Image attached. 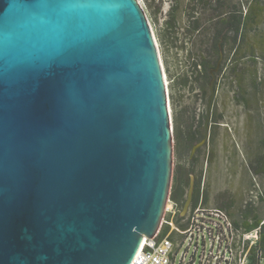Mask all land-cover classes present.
<instances>
[{"label":"water","instance_id":"water-1","mask_svg":"<svg viewBox=\"0 0 264 264\" xmlns=\"http://www.w3.org/2000/svg\"><path fill=\"white\" fill-rule=\"evenodd\" d=\"M173 163L138 0H0V264H131L161 227Z\"/></svg>","mask_w":264,"mask_h":264},{"label":"rangeland","instance_id":"rangeland-1","mask_svg":"<svg viewBox=\"0 0 264 264\" xmlns=\"http://www.w3.org/2000/svg\"><path fill=\"white\" fill-rule=\"evenodd\" d=\"M142 2L155 30L169 84L175 157L170 194L181 190L188 192L194 177L196 200L201 196L208 204L207 208L222 210L233 225L240 228L235 226L239 245L233 264H250V255L251 264H256L253 247L259 244L260 231L245 228L246 222L254 224L264 220V174L256 175L251 170L252 164L264 158V0ZM220 3L221 10L217 7ZM221 15V20L236 16L241 23L251 18L238 48L245 56L239 65L243 87L229 86L226 75L221 78L223 82L217 94V122L220 125L211 144L191 157L193 144L188 136L193 132L203 134L207 118L205 94L199 101V88L184 90L176 81L182 75L191 76L197 69V62L209 60L211 36L203 35L210 26H219L217 19ZM198 21L199 31L194 30ZM228 36L232 38V35ZM226 50L228 72L232 62ZM179 205L182 212L183 206ZM181 219L180 215L176 218L177 225L186 224ZM174 238L180 240L183 237L175 234ZM260 256H264V250L259 252ZM258 264H264V259Z\"/></svg>","mask_w":264,"mask_h":264},{"label":"built area","instance_id":"built-area-1","mask_svg":"<svg viewBox=\"0 0 264 264\" xmlns=\"http://www.w3.org/2000/svg\"><path fill=\"white\" fill-rule=\"evenodd\" d=\"M168 205L159 231L144 239L131 264H233L239 245L237 230L222 210L207 208L201 199L184 218L185 227H180L176 223L180 205L171 194ZM175 234L183 238L175 239Z\"/></svg>","mask_w":264,"mask_h":264},{"label":"trees","instance_id":"trees-1","mask_svg":"<svg viewBox=\"0 0 264 264\" xmlns=\"http://www.w3.org/2000/svg\"><path fill=\"white\" fill-rule=\"evenodd\" d=\"M195 1L199 2V1H206V0H195ZM217 7L221 10L222 9L221 3L218 4ZM222 17H223V15L219 16L217 19L219 21V22L217 21L219 26H210L209 29H207L203 35L205 37L207 35L211 36L210 44H209V53L211 55L209 57V60H207L206 62H204V61L197 62V65H196L197 69L192 72L191 76H188V74L180 76V77H183L184 82L186 83V84H184L185 86H187V87L189 86L190 89H192V91H194V89L197 87L201 91H203L205 96L209 95V81H210V76H211L210 75L211 70L214 68V66L216 65L217 61L219 60V58L221 56H224L225 57V63L227 62V59H226L227 50L226 49H228V51L231 55L230 61L232 62L231 66L228 69V73L226 75L227 84L229 86H232L233 84H235V85H240L241 87H243V84H242L243 76L239 72V65L245 56H242L240 54V51L238 50V48L240 47V39L242 37L243 30L246 27V24L249 23L251 18L250 17L246 18L241 23V22H238V19L236 16H233L232 18L230 17L228 20H221ZM196 23L198 25L194 27V30L200 28V26H199L200 21H198ZM232 24L234 26H232ZM211 30H213L212 34H211ZM198 31H199V29H198ZM228 35H230V36L232 35V38H230ZM253 58L256 59L255 56ZM203 81H205V82H203ZM204 129H205V127H204ZM203 135H204V131H203V134L200 133L199 135H196L195 132H193V133H190V135L188 136V140H190V142L194 146L195 144H197L198 142L201 141V139L203 138ZM201 150L202 149H200L198 151V153ZM251 170L256 175H263L264 174V158L260 159V161H258V163L252 164ZM198 190H199V188H198ZM187 193L188 192H186L185 190H181V191H179V193L178 192H172L171 198L174 201H177L178 203H180L184 207V204L187 200V199L185 200V196H187ZM200 197L196 200V196H195V198L193 200L192 208L198 206L200 200L203 199ZM203 204L205 206L208 205L205 203L204 199H203ZM181 220L183 221L184 218H182ZM246 225H247V227L245 229L247 231L248 230L253 231L255 229H259V231H260L259 244L258 245L256 244L255 247H253L256 250L255 251L256 252V258H257L256 264H258L260 259H264V256L259 257V252H262V250H264V220L256 221L254 224H249V222H246ZM179 226L185 227V224H182ZM235 226H236V224H235ZM236 228H239V227L236 226ZM257 252H258V254H257ZM252 261H253L252 255H250V264L252 263Z\"/></svg>","mask_w":264,"mask_h":264},{"label":"flooded vegetation","instance_id":"flooded-vegetation-1","mask_svg":"<svg viewBox=\"0 0 264 264\" xmlns=\"http://www.w3.org/2000/svg\"><path fill=\"white\" fill-rule=\"evenodd\" d=\"M222 60L221 62V65L219 67V69L217 71H215L217 68H218V65H219V62ZM226 68L225 67V57L224 56H221L219 58V60L217 61L216 65L214 66V68L211 70L210 72V81H209V95L208 96H204V99L205 102H206V109L208 111V106H209V101H210V98L212 96V92H211V86L213 84V90H214V97H213V100H212V117H211V122H210V136H209V141H208V146L211 144L212 140H213V137L215 136V132H216V129L217 127H219V123L217 122L218 120V112H217V100H218V88L219 86L222 84L223 80L221 79L223 76L227 75L228 72H226ZM177 85L178 87H180L181 89H190V87L188 86H185L184 84H186L184 82V79L183 77H179L177 78ZM205 82V81H203ZM227 83V82H226ZM199 84V83H198ZM197 88V87H196ZM181 92V90H180ZM197 99L199 100L202 96H203V92L198 89V92H197ZM200 101V100H199ZM202 101V99H201ZM207 115V114H206ZM207 120V118H206ZM205 136V129H204V135H203V138ZM202 138V139H203ZM201 139V140H202ZM206 145V146H207ZM205 146V147H206ZM203 149V148H202ZM208 154H210V151H208ZM189 192V191H188ZM196 193H197V190L195 189L194 190V197H193V200L196 196ZM187 196H188V193H187Z\"/></svg>","mask_w":264,"mask_h":264},{"label":"bare ground","instance_id":"bare-ground-1","mask_svg":"<svg viewBox=\"0 0 264 264\" xmlns=\"http://www.w3.org/2000/svg\"><path fill=\"white\" fill-rule=\"evenodd\" d=\"M138 1L140 2V4L142 5V7L144 8V10H145V12H146V14H147V11H146V9H145V7H144V4H143L142 0H138ZM147 16H148V14H147ZM148 19H149V22H150V24H151L152 30H153V32H154V35H155V30H154V27H153V25H152V23H151V21H150L149 16H148ZM155 37H156V35H155ZM156 41H157V39H156ZM157 44H158V41H157ZM158 47H159V46H158ZM159 49H160V47H159ZM160 57H161V51H160ZM161 61H162V57H161ZM162 66H163V69H164V75H165V79H166V85H167V91H168V98H169V107H170V113H171V117H172V108H171V99H170L169 84H168V80H167V78H166V72H165V68H164V65H163V61H162ZM172 129H173V121H172ZM173 136H174V134H173ZM174 158H175V157H174ZM170 207H171V205H168V206H167V209H169ZM143 242H145V241H143Z\"/></svg>","mask_w":264,"mask_h":264}]
</instances>
